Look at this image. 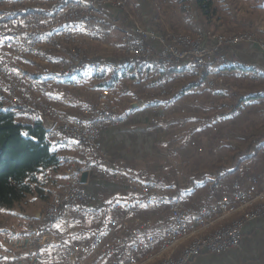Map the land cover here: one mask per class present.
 I'll return each instance as SVG.
<instances>
[{
    "label": "crops",
    "instance_id": "0c3cea01",
    "mask_svg": "<svg viewBox=\"0 0 264 264\" xmlns=\"http://www.w3.org/2000/svg\"><path fill=\"white\" fill-rule=\"evenodd\" d=\"M191 3L190 15L188 12H181L175 0H167L166 3L160 0H135L133 4L141 26L150 33H160L158 25L161 23L168 31L177 30L195 36L202 24L206 29L220 34L255 32L264 38V0H214L216 14L208 26L205 25L195 3L193 1ZM116 10L105 4L99 13L101 16L110 14L116 17L118 15ZM104 17L100 21H103ZM113 21L115 24L110 26V29L116 34L119 20L113 18ZM98 22L94 21L93 24L100 25L101 22ZM72 26L74 28L71 31L74 35L87 44L91 43L88 39L89 30L85 24L78 29H75V25ZM151 44L156 49L160 48L156 41H152ZM213 45L214 41L205 39V46ZM104 46V52L101 51L99 57L106 61L104 64L107 72L118 70L121 61H116L114 57L108 55L107 47ZM64 48L65 46L50 60L25 58L15 60L14 64L29 79L48 77L51 88L44 101L53 107H62L63 113L69 119L81 117L83 107L94 102L106 90L110 91L111 102L120 107L122 115H126L124 125L105 126L102 129L98 139L99 148L96 151L91 146L80 148L63 137L58 136L53 140L58 153L64 159L74 158L85 171H89L91 165L95 166L89 171L84 184L91 199L74 208L71 213H64L57 221L56 225L59 224L61 229L55 227L56 234L67 242L87 239L94 233H102L107 240L116 237L124 239V245L115 249L113 255L93 251L82 259L81 264H112L113 260L126 261L133 256L132 242L126 239L129 230L144 221H149L151 223L149 233L160 238L164 230L171 225L168 206L156 208L146 202L140 191L128 184L129 177L146 179L150 176H165L164 186L168 188L166 195L169 199H179L187 205L199 207L220 205L229 196L228 190L236 181L247 187L251 178L257 177L264 188V159L254 155L242 161L251 162L248 165L225 164L222 168L219 148L212 146L202 149L198 146L196 138L199 131H193L198 127L203 130L215 128V119L212 116L204 118L202 110L212 108L213 111L217 109V105L227 100L220 97L227 98L229 95L219 96L224 92L216 89L219 84H223L224 77L237 78L243 75L244 79L259 77L260 80H264V52L258 45L240 44L226 50L225 54L236 59L242 66L224 69L225 71H220L221 69L215 65L214 57H211L205 71L206 78L201 83L193 81L196 76L187 63L171 70L167 75V83L175 92L168 100H162L157 96L160 83L152 71L143 74L140 82L121 80L113 89L100 86L102 81L95 76L94 69H88L74 82L63 81L59 78L54 63L70 57V52L66 54L67 50ZM36 65L42 66L37 69ZM208 79H215L217 82L215 88H207ZM182 83H185L186 87L179 90ZM141 100H146L148 104L143 105L139 102ZM0 103L3 107L9 108V102L0 99ZM257 103L258 101L255 104ZM155 106L159 109L154 110ZM17 119L25 121V114L19 112ZM263 149L264 143L259 149L251 150V153L259 155ZM251 165L256 167L251 169ZM62 181L63 178L60 180L61 184ZM219 182L221 189L215 187ZM117 196L123 198L119 205L115 203ZM110 200L113 201L112 204L108 203ZM38 203L33 210L23 209V203L10 208L0 207V247L7 250L8 246L3 237L12 235L10 226L16 217H33L38 224H44V212L48 202ZM230 220L218 221L216 226ZM182 244L175 253L183 246ZM162 256L158 247L150 259H145V255L136 259L142 261V264H154ZM69 262L65 249L47 248L42 253L43 264H70ZM189 264H264V218L245 222L238 248L223 254L204 253Z\"/></svg>",
    "mask_w": 264,
    "mask_h": 264
},
{
    "label": "built area",
    "instance_id": "2783aa9c",
    "mask_svg": "<svg viewBox=\"0 0 264 264\" xmlns=\"http://www.w3.org/2000/svg\"><path fill=\"white\" fill-rule=\"evenodd\" d=\"M129 1L52 0L53 6L56 7L35 8L41 10V17L35 18L20 17V10L24 9L21 8L24 7V3L34 5L37 3L36 0L5 3L12 4L13 7L18 6L19 10L5 15L8 19V26H0V35L7 34L13 38L5 46L0 47V57L3 58L0 62V93L4 98L9 97L13 105L30 109V113L26 114L27 121L35 123L41 121L42 117L55 121V127L49 133L52 140L63 136V139L73 142L80 148L91 146L96 151L99 148L98 139L103 127L124 125L126 119L122 117L120 109L110 102L109 90L103 91L93 104L83 107L81 117L69 119L59 108L44 101L49 94L51 84H33L32 81L26 80V76H19L17 74L19 69L15 67L14 61L39 58L41 56L39 49L55 47L61 37L76 40L78 36L73 32L62 33L63 25H75V29H78L85 24L86 28H92L91 36L94 39H104V36L111 30L107 28L105 21H101V27H92L93 15L105 4L122 10V6ZM160 1L167 2V0ZM59 4H67V11L57 12ZM65 13H70V20L58 25L57 20ZM130 31L122 34L120 48L124 53H129L132 57L150 64L155 76L161 80L158 92L163 98L171 92L167 83V75L172 68L178 65L189 64L195 76L200 77L205 73L211 57H214L215 65L219 62H227L232 68V63L238 61L226 55L225 51L237 45L256 44L264 52V38L255 32L229 35L199 28L196 37H191L185 34H168L167 36L150 32L147 34L141 29H134L129 34ZM39 32L47 34V42H34L32 34ZM145 38L161 41L162 49L156 52L147 47L144 43ZM205 39L214 41V45L205 46ZM83 63H90L84 61L83 51L72 50L71 60L59 63L57 71L66 73L71 69L81 68ZM216 83L215 79H208L206 86L213 89ZM156 109L159 108L156 107ZM94 168L95 166L91 165L89 171ZM84 172L85 170L81 169L74 158L66 159L62 190H58L48 201L44 212V224L40 225L33 217L27 216L22 222H13L10 226L12 235H6L4 239L8 248L7 250L0 249V264H43L42 253L47 248L65 249L70 264H81L82 259L90 252L97 251L102 252L103 255H113L115 249L124 245L122 237L107 240L102 233H94L87 239L69 242L63 241L56 234L55 227L59 218L64 213L69 214L74 208L90 200L81 183V176ZM127 182L138 189L142 198L149 204L156 208L167 205L172 223L164 230L160 238L149 233L151 227L149 221H144L129 230L126 239L132 242L133 256L126 261L113 260L112 264L137 263L136 258L141 255H145V259H150L155 249L175 242L194 226H206V235L201 236L205 238V245L197 244L190 250L175 253L171 256L170 264H189L204 253L223 254L239 247L246 221L264 218V188L261 187L257 177H252L247 187H243L238 181L233 182L228 190L229 196L220 205L207 207L187 205L183 201L181 204H173V199H169L166 195L168 188L164 186L165 182L162 177H147L146 179L129 177ZM215 187L221 189L220 182ZM243 206H254V213H250L243 223L226 222L223 223L222 230L211 229V222L225 221L227 211H237Z\"/></svg>",
    "mask_w": 264,
    "mask_h": 264
},
{
    "label": "rangeland",
    "instance_id": "374dc122",
    "mask_svg": "<svg viewBox=\"0 0 264 264\" xmlns=\"http://www.w3.org/2000/svg\"><path fill=\"white\" fill-rule=\"evenodd\" d=\"M29 1H31V0H24V1L23 0H0V2H1V4H0V26H8V23H7L8 19L6 18L5 15L11 14L13 11L19 10L18 6L13 7L12 4L7 5L5 3H22V2H29ZM36 1H37L36 4L32 3L34 5H31V3H24L25 4L24 7H21L24 9L20 10V13H22V14H20V17H22V18H27V17L28 18H35L37 16L41 17V10H37V9L55 8L56 7V6H53L54 3L52 2V0H36ZM46 1H49V3H46ZM134 1L135 0H130L129 3H126L124 6H122V8H123L122 10H120V9L116 10L118 15H120L121 17H118V15H116V17H113L110 14H109V16H107L108 14L107 15L103 14L101 16L99 11L103 7H100L98 9V12L93 15V17H92V25L93 26L92 27H101V24L95 25V24H93V22L94 21H97V22L100 21V19L103 18L104 16L105 17L102 20L105 21V23H106L105 25H107V28H109V29H110V26L112 27V25L115 24L113 21V18L114 19L116 18L117 20H119V24L116 25L119 28L118 31L116 29V34L114 33V31H111L107 35L104 36V39H94L91 36V33L93 31L92 28L91 27L86 28L87 30H89L88 39L91 41L90 44H87V43L81 41L80 37H78L76 40L74 38H70V37H61L59 39V43L55 47H43V48L39 49V53L41 54V56L37 59L48 58L50 60V59H52L53 55H56L57 52L62 51L61 49H63V47L65 46V47L70 48V51H66V54L67 53L69 54V52H70V57H68V59L67 58L64 59L65 61H68V60H71V58H72V50H74V51L75 50L76 51L81 50V51H83L84 61L90 62V63H87L88 66L86 63H83L81 65V67L84 68V65L86 64L85 68L83 69L84 72H86L88 69H95L96 66L100 63H102V65L106 66L104 64V62H106V61L104 59L100 58L101 56L99 57V54H101V51L104 52V49H105L104 45H106V47H107L106 51H108L107 54L114 57L116 61H120V59L117 57L118 55H127L132 60L141 61V60H138L136 57H132L129 53H124L123 50L120 48V45H121L120 39H121L122 34L125 31L131 30L129 32V34H130L134 31V29L135 30L141 29L144 32H146L147 34L149 33L144 27L141 26L139 19L137 18L136 9H135L134 4H133ZM175 2L180 7L181 12H183V13L188 12L189 15L191 14V12H192L191 11V4H192L191 2L192 1H190V0H175ZM193 2H194V0H193ZM31 6H33V7L31 8ZM35 8H37V9H35ZM58 11L59 12L67 11V4L66 5L65 4L57 5V12ZM70 17H71L70 13L63 14V16L59 17V20H57L58 25H62L64 23L68 22L70 20ZM5 19H7V20H5ZM163 26L164 25L159 23V25H158V27H159L158 30L160 32L159 34H162L165 36H167L168 34H172V35L185 34V33H180L177 30L168 31V30L164 29ZM73 28H74V26L70 27V25H63L62 26V33H71V32H73V31H71ZM199 28H203L204 30H207L205 28V26H203L202 24L200 27H198L197 30H199ZM214 33H216V32H214ZM37 34H39V35L37 36ZM40 34H41V36H40ZM217 34H220V33H217ZM235 34H238V33H235ZM242 34H244V32ZM185 35H189V34H185ZM196 35H197V32H196ZM196 35L195 36L189 35V36L196 37ZM34 36H36V37H34ZM32 37H34L35 42H47V35L46 34L39 32L36 34H32ZM35 38H37V39H35ZM114 39H116V40H114ZM152 41H154V40L145 38L144 43L147 47L151 48L152 50H154L156 52H159V50L162 49V46H163L161 41L155 39V41L157 43H159V45H160L159 49H156L153 46V44H151ZM102 56H103V53H102ZM64 60L56 61L57 63H54L56 70L58 68L59 63H64ZM94 64H96V65H94ZM41 66L42 65L37 66V69H39ZM180 66H176V67H180ZM216 66L219 69H221L220 71H223L224 69H230L231 68V67H225L224 65H221V64H216ZM236 66H242V64L240 62H235V65L233 67H236ZM82 68H74V69H71L72 71L71 70L67 71V73H59L58 72V76L60 77L61 80L66 82V79H68V78H72V77L76 78L77 75H83L84 73H80V71H81L80 69H82ZM245 68L248 69L249 67H245ZM72 72H74V73H72ZM153 74L155 76L154 72H153ZM238 75H240V74H238ZM19 76H25L23 73H21L20 69H19ZM200 77L196 76L193 81H198ZM45 79H48V80H45ZM157 79L160 83L161 80L159 78H157ZM26 80L32 81L34 84H39L40 82H41L40 84H44L45 82H46V84H51V81L48 77L47 78L46 77H40V79L39 78L29 79V77L26 75ZM223 81H224L223 84H219L216 89H220L221 91L224 92V94H220L219 96H223V95L225 96L226 94L229 95V97L226 96L227 98L220 97V99H227V100H224L223 103L226 104L228 102H231V104L224 105L223 103H221V104H219V106L217 105V109H214L213 111H212V108H208L207 110L206 109L202 110L203 111L202 114L204 115L203 117L208 118V117L212 116L213 119H215L216 126L213 130H211V128H205L203 130V128L199 129V127H198V128H195L193 131L194 132H196V130L199 131V133H197L198 135L196 138H198V146L201 147L202 149H206V148H209L212 146H214V147L216 146L217 148H219L220 163H222V165H221L222 168L224 167L225 164H233V166L237 164V166H240L242 163H244L245 165L246 164L248 165V163H251V162H248V163L242 162L240 160V156H241L240 153L244 152L248 149L253 150L254 146L262 145L264 143V121H263L264 120V100H262L261 98L256 100L254 98V96L261 93L262 90L264 89V80H260L259 77H255L253 79H247V78L244 79L243 75H240L237 78H231V77L225 78L224 77ZM187 82H188V80H186V83ZM185 87H186L185 83L184 84L182 83L179 85V90L184 89ZM224 89H226V90H224ZM173 92H175V91L171 88V92L166 97L163 98V96H161L159 92H158L157 96L159 98H162V100L163 99L168 100L171 97V95L173 94ZM36 97H38V96H36ZM98 97L96 98V100L98 99ZM251 97H252V99H250ZM152 98H149V99L151 100ZM0 99L2 101L9 102L10 103L9 108L16 109L17 106H15L11 103V100L9 99V97H5V100H4V97L0 93ZM242 99L244 101H242ZM96 100L94 102H96ZM256 101H258L257 104H255ZM94 102H92L86 106H89V105L93 104ZM110 102H111V100H110ZM139 102L140 103L142 102L143 105H145V106H146V104H148L146 100H141ZM116 106L120 109V107L118 105H116ZM6 108H8V107H6ZM56 108H59L62 113L64 112L62 107H56ZM23 109L26 111L23 113L25 114V120H27L26 114L30 113V109L25 108V107H23ZM19 110H22V108L19 107ZM154 110H157L156 106H155ZM120 111H121V113H123L121 109H120ZM211 121L212 120H208V122H211ZM189 133H192V131H189ZM59 137H63V136H59ZM254 155L264 159V149L261 150L259 155H258V153L254 154ZM261 158H259L260 161L262 160ZM253 167L255 168L256 165L255 166L251 165L250 168L252 169ZM63 174H64V171H63ZM163 177H165V176H162V178ZM61 185L62 184H60L59 190H62ZM82 185L84 188V184H82ZM89 199H91V198H89ZM173 201H175V202L179 201V203H181V200H179V199H173ZM253 207L254 206H250V207L249 206H243L239 210L228 215L225 218V221L230 220V218H232V217H235V218L233 220L228 221V222L232 221V223H234L236 221H239V219L242 221H245L246 217L248 216L247 214H250L251 212L254 211ZM251 208H253V209H251ZM16 218H15L14 222H22V220H24L25 216L18 217L17 219ZM218 221H223V220H218ZM215 224H217V222ZM218 227H223V223L218 225L217 227L215 225L214 228H218ZM4 239L5 238L3 237V241H4ZM189 242H190V239L184 240L182 242L183 243L182 245L185 246L186 244H189ZM183 246H181V248L178 249L177 253H181ZM0 249H3V247H0ZM138 262H140L142 264V261H137V263ZM150 264H152V263H150Z\"/></svg>",
    "mask_w": 264,
    "mask_h": 264
},
{
    "label": "trees",
    "instance_id": "16d2710c",
    "mask_svg": "<svg viewBox=\"0 0 264 264\" xmlns=\"http://www.w3.org/2000/svg\"><path fill=\"white\" fill-rule=\"evenodd\" d=\"M194 2L208 26L216 14L214 0ZM64 50L70 51V48L65 47ZM118 58L121 61L118 70L107 72L102 63L94 69L95 76L102 81L101 87L113 89L121 80L140 82L143 74L152 71L147 62L132 60L127 55H118ZM205 74L199 78L198 83L205 80ZM81 77L77 75L76 78L66 79V82H74ZM254 98H264V89ZM20 108V111L19 106L8 109L0 103V207L10 208L23 203V209L33 210L38 202L47 203L59 190L66 159L58 153L56 144L44 130L41 121L31 123L17 119L19 112H26L23 107ZM122 117L125 118L126 115L123 114ZM260 146H254V150ZM240 155L241 161L254 156L251 149L241 152Z\"/></svg>",
    "mask_w": 264,
    "mask_h": 264
},
{
    "label": "bare ground",
    "instance_id": "6f19581e",
    "mask_svg": "<svg viewBox=\"0 0 264 264\" xmlns=\"http://www.w3.org/2000/svg\"><path fill=\"white\" fill-rule=\"evenodd\" d=\"M24 1V0H23ZM10 2V1H9ZM20 2V1H19ZM30 2V1H29ZM25 5V4H24ZM66 5V4H65ZM28 6V5H27ZM63 9V8H62ZM59 12V11H58ZM40 13V12H39ZM20 14H22V13H20ZM26 15V14H25ZM32 17V16H31ZM38 17V16H37ZM28 18V17H27ZM95 20V19H94ZM96 22V21H95ZM8 23V22H7ZM100 23V22H99ZM72 25H70V27H71ZM239 34V33H238ZM240 34H242V33H240ZM39 34H37V36H38ZM47 35V34H46ZM40 36H41V34H40ZM34 37H36V36H34ZM44 38V37H43ZM35 39H37V38H35ZM63 40V39H62ZM65 40V39H64ZM38 41V40H37ZM43 41V40H42ZM35 42V41H34ZM46 53V52H45ZM87 64V63H86ZM85 64V65H86ZM219 64H221V65H224V66H226V67H231V65L229 64V63H227V62H219ZM85 65H84V68H85ZM182 65V64H181ZM235 65V62H233L232 63V67ZM87 66H88V64H87ZM94 66V65H93ZM178 66H180V65H178ZM82 68V67H81ZM84 68H82V69H80L81 71H80V73H85L84 72ZM70 71V70H69ZM72 71V70H71ZM67 73V72H66ZM72 73H74V72H72ZM79 73V72H78ZM70 76V75H69ZM82 76V75H81ZM40 79V78H39ZM45 80H48V79H45ZM41 83V82H40ZM39 83V84H40ZM46 83V82H45ZM34 84V83H33ZM174 203L173 204H181V203H179V201L178 202H175V201H173ZM250 207V206H249ZM246 208V207H245ZM254 208V207H253ZM253 208H251V209H253ZM233 212H235V211H227L226 212V214H225V218L228 216V215H230V214H232ZM251 213H254V211L253 212H251ZM245 215V214H244ZM248 216H249V214H247ZM247 216V217H248ZM245 217V216H244ZM239 219V218H238ZM216 222H218V220H216V221H213V222H211V229H214V230H222L223 229V227H218V228H214L215 227V223ZM234 222V221H233ZM231 223H232V221H231ZM239 223H243V221L242 220H240L239 219V221H236V222H234V223H232V224H239ZM217 227V226H216ZM202 235H206V226H194V227H192V229H188L187 231H186V235H184L183 237H179V239H177L175 242H170V243H168V244H166L165 246H163V247H160V253L163 255L162 256V258L160 259V260H158L157 262H155L154 264H170V262H171V256H173L174 254H175V251H176V249L179 247V245H181L182 244V242L184 241V240H187V239H190V242H189V244H186L185 245V247H184V250L182 251V252H184V251H187V250H190L194 245H205V238H201V236ZM185 243V242H184ZM130 264H135V263H130Z\"/></svg>",
    "mask_w": 264,
    "mask_h": 264
},
{
    "label": "water",
    "instance_id": "95a60500",
    "mask_svg": "<svg viewBox=\"0 0 264 264\" xmlns=\"http://www.w3.org/2000/svg\"><path fill=\"white\" fill-rule=\"evenodd\" d=\"M41 122H42V126H43L44 130L48 133H50L53 130V128L55 127V121L51 120L48 117H42ZM88 175H89V171H85L82 174V176H81V183L82 184L86 183Z\"/></svg>",
    "mask_w": 264,
    "mask_h": 264
},
{
    "label": "snow or ice",
    "instance_id": "6c2138e0",
    "mask_svg": "<svg viewBox=\"0 0 264 264\" xmlns=\"http://www.w3.org/2000/svg\"><path fill=\"white\" fill-rule=\"evenodd\" d=\"M21 23H23V22H21ZM13 38L10 36V35H7V34H4V35H0V47H3V46H5V44L7 43V42H9V41H11ZM10 46V45H9ZM3 61V58L2 57H0V62H2ZM17 74H19L18 72H17ZM122 197H119V196H117V197H115V203L116 204H120L121 203V201H122ZM108 203L109 204H112L113 203V201H108ZM56 227H57V229L58 230H60L61 229V226L58 224V225H56Z\"/></svg>",
    "mask_w": 264,
    "mask_h": 264
}]
</instances>
